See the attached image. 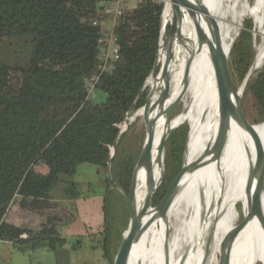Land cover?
I'll return each instance as SVG.
<instances>
[{
  "label": "trees",
  "instance_id": "16d2710c",
  "mask_svg": "<svg viewBox=\"0 0 264 264\" xmlns=\"http://www.w3.org/2000/svg\"><path fill=\"white\" fill-rule=\"evenodd\" d=\"M100 1L0 0V243L23 253L55 251L68 243L58 228L75 221L73 208L64 202L79 194L76 184L64 182V197L56 198L52 191L60 176L74 175L81 164L104 171L139 88L138 110L147 100L144 85L159 51L164 4L145 0L119 21L118 59L89 94V81L97 75L100 29L93 22L101 17ZM4 45L30 48L27 66L6 62ZM254 58L253 24L248 21L230 50L233 81L245 79ZM243 98L251 105L254 124L263 123L264 61L246 84ZM180 126L164 144L165 174L151 200L154 208L173 182L186 148L189 128ZM120 144L110 169L114 180L127 157ZM39 163L47 167L45 175L34 172ZM108 185L107 179L106 191ZM14 209L18 224L7 219ZM96 240L111 263L116 253L112 246L120 243V236L104 224ZM71 247L80 248L81 241Z\"/></svg>",
  "mask_w": 264,
  "mask_h": 264
},
{
  "label": "bare ground",
  "instance_id": "6f19581e",
  "mask_svg": "<svg viewBox=\"0 0 264 264\" xmlns=\"http://www.w3.org/2000/svg\"><path fill=\"white\" fill-rule=\"evenodd\" d=\"M260 4V0L251 3L249 0H181L184 47L176 48L177 61L171 70L170 88L175 97L183 73L179 100L182 110L162 133L158 128L149 155L133 176L130 195L136 210L151 204L162 183L164 144L176 127L183 122L189 125L183 170L206 153L195 171L180 178L179 193L169 208L171 216L168 218V210L165 221L160 219L158 224L155 221L148 228L134 247L130 264H255L256 261L264 264V199L261 210L257 181L251 175L253 143L243 125L220 110L215 81L217 25L226 52L239 35L243 20L250 16L255 20L254 36L264 37ZM168 8L166 5L163 13L166 17ZM163 35L162 30L159 52L163 49ZM255 52L251 74L263 64L264 42L256 46ZM188 53L194 55L191 65L187 62ZM159 61L162 65L154 64L144 85V89L147 85L150 89L145 105L137 114L143 121L144 132L159 122L168 94L169 62L161 54ZM129 117L128 114L119 133L121 138L134 119ZM254 131L264 146V122L255 125ZM116 148L113 145L111 149L109 169ZM248 206L250 211L243 220ZM154 213L155 208L141 218L139 234L149 226Z\"/></svg>",
  "mask_w": 264,
  "mask_h": 264
},
{
  "label": "water",
  "instance_id": "95a60500",
  "mask_svg": "<svg viewBox=\"0 0 264 264\" xmlns=\"http://www.w3.org/2000/svg\"><path fill=\"white\" fill-rule=\"evenodd\" d=\"M164 8L161 16V29L160 33L163 30L165 32V42L163 49L159 52L157 49L154 53L153 59L151 64H156L159 61V55L163 57V59H168L169 62V88L168 94L166 98L165 108L164 111L159 118V122L154 125V127L144 132L142 135V144L140 150H133L130 148L127 157L125 160L124 168L120 176L114 180L111 176L110 169L107 164V171H108V189L106 194L103 198L102 203V217L104 224L110 226L116 234H118L121 238L120 248L118 254H115L114 260L111 264H130L131 254L140 240V238L144 235V233L148 230V228L157 220H164L166 219L167 212L171 207L174 199L179 193V185H180V178L187 173H192L195 171L198 166L200 165L202 158L206 151L203 152L202 156L196 162L189 164L186 167L184 172L183 170V155L181 158V163L178 168L177 173L174 176L173 182L166 190L165 194L162 198L158 201L155 206V216L149 226L143 231V233H138V226L139 221L141 220L144 215L148 214L149 212L154 210L152 207V203L147 205L144 209L140 211L136 210V205L129 193L128 190V183L131 178L136 173L138 167L143 163V161L149 155L154 143L155 138L157 135L158 128H161V133L166 129L169 123L172 121L176 109L179 104L180 95H181V88L184 82V74L182 73L181 83H180V90L179 93L172 97V89L170 88V75L172 67L174 66L175 62L177 61L175 50L184 47V38L182 35V15H181V0H164L163 1ZM168 5V15L167 17L163 15L165 6ZM160 35V34H159ZM217 36H218V51L216 56V70H215V81H216V90H217V102L220 110L224 113V115L229 118L240 122L245 131L250 136L253 147H254V164L251 168V175L257 181V190L260 202V208L262 210V202L264 199V146L254 131V126L256 124L251 123L242 107V93L246 84V80L251 74V68L248 71L247 76L242 81V84L239 87H236L230 71V50L228 52L225 51L223 42H222V33L217 25ZM234 44V42H233ZM232 44V45H233ZM194 59V55L188 53L187 62L191 65ZM150 64V66H151ZM252 67V66H251ZM146 80V76L142 79V85ZM140 89H138L137 94L134 98L132 103L131 109L128 112L130 117L134 118L131 122L133 125L137 121V114H138V105L140 99ZM234 99L232 103L231 100ZM122 138L118 134L114 145H118L122 143ZM186 146V144H185ZM185 150V148H184ZM182 167V169H181ZM111 195H117L118 199L121 201L124 212L126 217L128 218V225L124 221H116L114 222L113 218H110L108 214V198ZM147 199V198H146ZM126 202L129 205L130 211L128 212ZM250 206L247 207L246 215L244 216L243 220L246 219L248 212L250 211ZM264 232V228H263ZM226 239V238H225ZM224 239V240H225Z\"/></svg>",
  "mask_w": 264,
  "mask_h": 264
},
{
  "label": "rangeland",
  "instance_id": "374dc122",
  "mask_svg": "<svg viewBox=\"0 0 264 264\" xmlns=\"http://www.w3.org/2000/svg\"><path fill=\"white\" fill-rule=\"evenodd\" d=\"M253 0H249V3H251ZM260 16L261 19L263 21V25H264V0H260ZM137 7V2L136 0H128V4H127V8L126 11L128 13L133 12ZM248 21H251L253 24V30H254V17H248L245 18L242 22V26H244V24H246ZM254 36V34H253ZM255 37V36H254ZM164 42H165V35H163V39L161 41L162 46H164ZM256 42V43H255ZM264 42V37L263 36H258L254 38V52H255V48L256 46H259L261 44H263ZM27 46H23L21 48L18 49V47L14 46V45H4L2 48V52L4 54V58L6 60V62H12V61H17L18 63H20L22 66H27L28 64V60L30 57V52L31 49L30 48H26ZM176 53V50H175ZM256 53V52H255ZM159 66L162 65V62L158 61ZM260 69H258L257 71L253 72L252 74H250V76L248 77V79L246 80V84L253 79V77L255 76V74L259 71ZM236 87H239L242 82H238V81H234ZM245 84V86H246ZM150 86L147 85L148 91ZM245 88V87H244ZM244 92V90H243ZM243 93H242V107L244 109V112L248 118V120L254 124L253 120H252V109H251V105L249 102L244 104L243 101ZM182 110V105L178 104V107L176 109V112L174 114V117L172 119L173 122L176 121L178 115L180 114ZM130 118V117H129ZM128 118V119H129ZM139 118V119H138ZM129 121H127L128 123ZM187 124L186 122H183L182 124ZM129 127L126 130L124 136H123V141L120 144V150L122 152V154L124 156L127 155L129 149L131 148L132 151L133 150H140L141 148V144H142V135L144 133V127H143V121L140 117H137V121L131 125V123H128ZM181 125V124H180ZM179 125V126H180ZM184 126V125H182ZM180 126V127H182ZM189 128V125H188ZM187 139H188V132H187ZM188 140H186L187 143ZM116 154V153H115ZM122 155V156H123ZM121 157V156H120ZM34 172L36 174H42L45 175L48 170L47 167L41 163L37 164L34 166L33 168ZM105 171V173H104ZM97 170L95 167L90 166L88 164H81L79 166H77L76 168V172L74 175L72 176H65L62 175L60 176V181L56 184L55 188L52 191V194L58 198V199H63V191L66 187V185L64 184V182H71L76 184V191L79 194V198L77 200L74 201H66L64 202L65 205H67L68 207H72L75 215H77V223H75L76 221H74L71 225L67 226V227H59V231L60 233L63 235V238H65L68 243L71 246L79 239L81 241V246H83V244H85V240L88 239V237H86V235H82L81 238H76L75 236H72L73 231L75 228H78L79 226L82 227L83 223L87 225H90V227H93L97 222L100 223V212L98 211V209L96 208V212L95 214L92 212L91 206L88 205V200L91 199L90 197L95 194H101L103 193V196H105L106 194V180L108 179V171L107 168L105 170ZM164 174H165V169H164ZM164 177V176H163ZM90 196V197H89ZM97 203V204H96ZM96 206L98 207V201L96 200ZM128 212L130 211L127 203H126ZM14 211V210H13ZM11 211L8 216L7 219L10 220L11 218H17L14 215V212ZM170 212L168 213V218L171 216L172 213V209L169 210ZM237 211L240 212V205L237 206ZM108 214L110 215V218H113L114 222L112 224H114L116 221H124L126 223V225H128V218L125 215L124 212V207L121 203V201L118 199L117 195H111L108 198ZM75 217V220H77ZM160 222V220L156 221V224H158ZM155 224V226H156ZM116 225V223H115ZM113 230V229H112ZM114 231V230H113ZM115 232V231H114ZM83 234V233H82ZM120 243H121V238H120ZM120 243L118 244H113L112 246V251H116L115 254L118 253L119 248H120ZM79 252V251H77ZM28 253H30V258L32 261V264H36L37 262H41L43 261V264H53L52 260L49 259H44L45 258V253L42 251V249L40 250H35L34 252L29 251ZM222 253V252H220ZM218 255V259H220L221 255ZM53 259L54 264H92L93 262H91L92 260H94V255H91V253L87 252L85 249H82L80 251V253L78 254L77 258L75 259H69V258H57V254H55V252L50 251V254ZM115 255L112 258L111 263L114 260ZM91 260V261H89ZM66 262V263H64ZM108 263V264H111ZM23 264V262H22ZM255 264H261L260 262H255Z\"/></svg>",
  "mask_w": 264,
  "mask_h": 264
},
{
  "label": "crops",
  "instance_id": "0c3cea01",
  "mask_svg": "<svg viewBox=\"0 0 264 264\" xmlns=\"http://www.w3.org/2000/svg\"><path fill=\"white\" fill-rule=\"evenodd\" d=\"M90 166H92V165H90ZM96 169L98 170V168H96ZM103 193H104V191H103ZM103 193L97 194V195L93 194L91 197L89 196L91 199L88 200V205L91 206L92 212L95 214L96 208L100 212V215H101L100 216V223L97 222L93 227H90V225L86 226V224L83 223L82 227L79 226L78 228H75L72 236H75L76 238H81L82 235H86V237H88V239L85 240V244H83V246H81L78 249L74 250V249H72L70 244H66L62 247H59L57 250L52 251V252H55V254H57V258H62V259L69 258L70 260L74 259V258L76 259L78 254L80 253V251L82 249H85L87 252L91 253V255L95 256L94 260H92V261L89 260V261L93 262L92 264H108V262L103 258V254H102V251L100 250V248L96 247L97 246V243H96L97 237H99V235L104 232V222H103V217H102V203H103V198H104ZM96 200L98 201V207L96 206V204H97ZM13 212L17 218H15V219L11 218L8 221L12 224H18L17 211L14 209ZM75 217H76V219L78 218L77 215H75ZM75 221H76L75 223H77L78 219ZM58 232L63 237V235L60 233L59 230H58ZM42 251L45 253L44 259L50 258V260H52V263L54 264L52 257H49V256H51V255H49L50 251L45 249V248H42ZM77 251H79V252H77ZM32 252H34V251H32ZM22 262H23V264H32V261L30 258V253L20 252V251L14 249L10 244H7V243H0V264H22ZM64 263H66V262H64ZM36 264H43V261L37 262ZM79 264H81V263H79Z\"/></svg>",
  "mask_w": 264,
  "mask_h": 264
},
{
  "label": "built area",
  "instance_id": "2783aa9c",
  "mask_svg": "<svg viewBox=\"0 0 264 264\" xmlns=\"http://www.w3.org/2000/svg\"><path fill=\"white\" fill-rule=\"evenodd\" d=\"M145 0H136L137 5ZM162 2L164 0H153ZM128 0H101V17L93 22V26L100 29V37L97 42L98 66L97 75L89 81V94L93 92L100 77L110 73L114 63L118 59V46L115 29L119 21L128 13L126 11ZM25 237V236H23Z\"/></svg>",
  "mask_w": 264,
  "mask_h": 264
}]
</instances>
